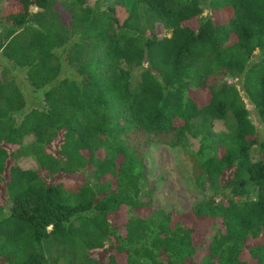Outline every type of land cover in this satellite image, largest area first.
Masks as SVG:
<instances>
[{"label": "trees", "instance_id": "obj_1", "mask_svg": "<svg viewBox=\"0 0 264 264\" xmlns=\"http://www.w3.org/2000/svg\"><path fill=\"white\" fill-rule=\"evenodd\" d=\"M3 1L0 264H264V0ZM155 143L187 210L146 199Z\"/></svg>", "mask_w": 264, "mask_h": 264}, {"label": "rangeland", "instance_id": "obj_2", "mask_svg": "<svg viewBox=\"0 0 264 264\" xmlns=\"http://www.w3.org/2000/svg\"><path fill=\"white\" fill-rule=\"evenodd\" d=\"M3 4L4 1L0 0V8ZM32 9L36 10V8ZM151 33L159 38L170 34L160 22H155L153 29L148 31L147 34L150 35ZM255 54L257 55L258 52L256 51ZM29 93L31 95V92ZM40 104H42V98L30 97V106L28 107H39ZM247 106L251 111L252 120L258 125V120L252 107L249 104ZM215 127L217 129L224 128L221 123H217ZM190 145L191 149L198 150V139L190 137ZM98 154L101 155L102 152L100 151ZM16 163L22 167L32 166V161L27 158H19ZM145 163L150 171L149 181L152 183L151 194L146 199L150 200L155 211H184L198 202L204 195L194 183L190 162L178 148L157 143L149 145L146 148ZM65 181L72 182L70 179ZM211 235L212 232L207 231L204 239L205 243H207ZM205 246L206 244L196 253V259L202 256Z\"/></svg>", "mask_w": 264, "mask_h": 264}]
</instances>
